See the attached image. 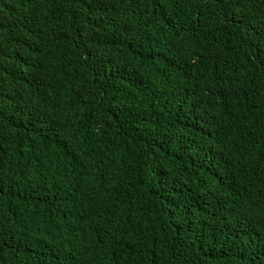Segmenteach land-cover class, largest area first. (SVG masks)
<instances>
[{"label":"trees","instance_id":"1","mask_svg":"<svg viewBox=\"0 0 264 264\" xmlns=\"http://www.w3.org/2000/svg\"><path fill=\"white\" fill-rule=\"evenodd\" d=\"M0 264H264V0H0Z\"/></svg>","mask_w":264,"mask_h":264}]
</instances>
